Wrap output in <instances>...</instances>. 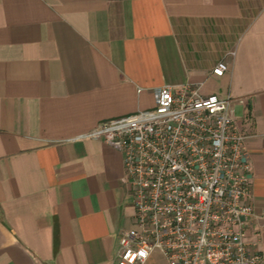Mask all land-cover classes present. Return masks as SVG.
Returning a JSON list of instances; mask_svg holds the SVG:
<instances>
[{
	"label": "crops",
	"instance_id": "1",
	"mask_svg": "<svg viewBox=\"0 0 264 264\" xmlns=\"http://www.w3.org/2000/svg\"><path fill=\"white\" fill-rule=\"evenodd\" d=\"M165 83L234 98L264 252V0H0V264H117L122 154L81 134Z\"/></svg>",
	"mask_w": 264,
	"mask_h": 264
},
{
	"label": "built area",
	"instance_id": "2",
	"mask_svg": "<svg viewBox=\"0 0 264 264\" xmlns=\"http://www.w3.org/2000/svg\"><path fill=\"white\" fill-rule=\"evenodd\" d=\"M228 69L220 59L211 73ZM233 101L165 83L154 89L152 107L81 134L122 154L134 213L119 234L117 264H143L154 251L168 264H264V252L248 240L251 167Z\"/></svg>",
	"mask_w": 264,
	"mask_h": 264
}]
</instances>
